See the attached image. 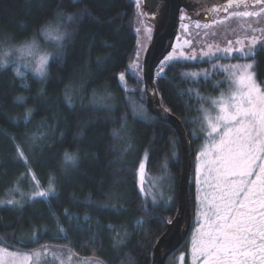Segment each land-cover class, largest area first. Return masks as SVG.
<instances>
[{
	"label": "trees",
	"instance_id": "obj_1",
	"mask_svg": "<svg viewBox=\"0 0 264 264\" xmlns=\"http://www.w3.org/2000/svg\"><path fill=\"white\" fill-rule=\"evenodd\" d=\"M61 10L79 20L67 26L70 35L50 59L46 77L41 80L28 73L21 81L11 67L0 71V200L17 182L31 186L28 166L41 188H47L50 177L55 187V195L47 200H31L29 195L21 205H0V238L23 252L55 245L102 264H151L157 240L176 215L181 154L176 132L149 112L144 84L129 71L137 51L135 1L0 0V45L39 38L43 25L60 23ZM253 60L256 78L264 82V48L257 45ZM209 67L201 61L179 60L155 76L161 105L185 128L190 179L195 146L202 138L192 134L200 104L187 91L211 97L218 90L212 83L203 79L193 83L182 74ZM18 96L24 101H17ZM29 109L30 121L25 122ZM126 131L134 144L123 155L121 136ZM66 151L78 154L75 167L64 164ZM145 153L146 176L168 182L163 200L155 205L140 191L137 170ZM188 204L183 242L166 264H174L185 251L194 228L195 186L190 180ZM58 227L66 230V239ZM33 232L39 243H17L30 241ZM120 239L124 243L117 244Z\"/></svg>",
	"mask_w": 264,
	"mask_h": 264
},
{
	"label": "snow or ice",
	"instance_id": "obj_2",
	"mask_svg": "<svg viewBox=\"0 0 264 264\" xmlns=\"http://www.w3.org/2000/svg\"><path fill=\"white\" fill-rule=\"evenodd\" d=\"M136 2L139 7L140 0ZM204 11L213 13L215 18L211 24L201 25L199 21L195 22L196 29H213L211 32L196 34L203 40L201 47L196 49L192 46V41L186 40L185 44L190 48L188 54L183 51L179 56L169 54L166 61L162 62L163 65L182 58L208 63L210 70L182 75L193 83H199L203 79L220 91L216 98L201 96L194 89L187 91L189 97L194 96L200 104L196 111L202 114L192 121L200 125V133L193 130L192 134L197 139L201 138V134L205 137V144L197 155L195 182L199 193L198 226L191 239V264H264V82H258L255 73L251 71L253 63L231 62L254 58L257 45L264 48V0H222ZM57 16L60 23H46L41 27L39 35L53 46L63 48L70 35L67 26L78 23L79 18L63 10ZM186 18L191 19L185 15L180 17L182 21ZM181 27L187 31L189 25L182 24ZM139 31L137 28V32ZM145 31L151 33L152 29L145 26ZM205 37L212 39H204ZM33 49L36 53L40 52L35 39L26 41L19 47H10L7 52L0 54V71L11 67L14 75L23 81L26 74L20 70L22 65L18 66L19 60L11 57L13 53L31 54ZM50 59L52 57L47 53L38 56L34 72L41 80L47 75ZM138 60L139 53L130 69L140 67ZM163 72L164 67L161 66L157 76ZM220 76L223 79L213 81V77ZM119 79L123 82L125 74L121 73ZM21 86L27 87V84L22 83ZM125 90L127 91L126 86ZM16 99L24 101L23 96ZM30 117L31 109L25 115V122H29ZM17 152L27 166L28 159L19 145ZM78 159L77 153H64L66 166L75 167ZM147 159L145 153L137 170L142 194H147L144 188L148 179ZM28 173L35 188L30 195L31 200H47L55 195L54 178H49L48 186L44 189L30 166ZM159 179L163 180V177ZM148 183L156 187V181L148 180ZM163 198L164 193L161 192L159 199ZM151 202L155 205L159 201L152 195ZM17 204L19 201L14 199L0 201V205ZM142 223L138 221V224ZM58 232L66 239L67 233L63 227H58ZM116 235L119 236V232ZM39 240L40 237L33 232L30 241L19 240L17 243L37 244ZM116 243L122 244L124 240L120 239ZM75 255L68 248L65 258V253L53 252L46 245L31 252H23L12 249L11 245L0 238V264H72ZM178 259L183 264V254Z\"/></svg>",
	"mask_w": 264,
	"mask_h": 264
},
{
	"label": "rangeland",
	"instance_id": "obj_3",
	"mask_svg": "<svg viewBox=\"0 0 264 264\" xmlns=\"http://www.w3.org/2000/svg\"><path fill=\"white\" fill-rule=\"evenodd\" d=\"M134 1H135V6H136V18H135V22H134V27H135V31L137 34V51L135 54V58L131 64L136 62L137 53H139L138 63L140 65V67L135 69V70H132V69H130V66H129V71L136 72L139 76V81H141L143 83L144 63H145L146 56H147L148 50L150 48V45H151L153 38L155 36L156 29L158 28V21L155 17H153L154 14H148L146 12L143 0H140L139 7L137 6L136 0H134ZM197 12L199 14H196ZM139 13H143V15H138ZM181 15H185L186 17H190L191 19L189 20L186 18L185 20L182 21L180 19ZM214 18H215V15L213 13H206L205 11H195V13H193L192 9H190V11H186L185 8H183V6H182V8L180 10V15H179L180 22H179V26H178V33L176 36V40H175L171 50L166 54V56L163 58V60L160 62L157 69L155 70V76H157V73L160 71L161 66L166 67L171 62L179 61V60L180 61H191V60H184L181 58V59H174L173 61L166 62L162 65V62L166 61V57L169 54H174L175 56H179V53L181 51H183L186 54L189 53L190 48H189L188 44H185L186 40L192 41V46L196 49H199L201 47V45L203 44V40L201 39L200 36H197L196 34L198 32L202 33L204 31L211 32L213 29L212 28H209L207 30H205L203 28L196 29L195 28V22L199 21L201 23V25H203L204 23L211 24L212 19H214ZM182 24H188L189 25L187 31L181 27ZM145 26L151 27V29H152L151 33H148L145 31ZM137 28L140 29L139 32H137ZM204 39H212V38L211 37H205ZM35 40L37 41V43L39 45V49H40L39 53H36L35 49H33L31 54H29L28 52L13 53L11 58L19 60L18 66L22 65V67L20 68L21 72L25 73L26 75L28 73H31V74H34L35 76L39 77L34 72L35 65L38 63V56L40 54L47 53V54H50L52 57L57 53L58 48L53 46L52 43L47 42L45 40V38L42 36H40L39 38H35ZM29 41H32V40H29ZM25 42L18 43V44L6 43V45L1 44L0 45V54L7 52L10 47H19L20 45L24 44ZM197 61H199V60H197ZM191 62H195V61H191ZM226 62L227 61H220V63H226ZM231 62L232 63H237V62L253 63V65H254L253 58L246 60V61L232 60ZM210 67L206 68V69L210 70ZM201 71L202 70L196 71V72H201ZM251 71H253L255 73L254 67ZM26 75H25V77H26ZM219 95H220V91L218 90L217 93L212 95L211 97L216 98V97H219ZM201 96H203V95H201ZM206 97H209V96H206ZM205 106H207V105H205ZM200 115H202V114L199 113V116ZM194 130L198 134L200 133V125L198 123H195ZM193 136H195V135H193ZM121 137L125 140L124 141V147H123V155H127L130 153V150L133 147V144H134L133 138L128 131L123 133V135ZM201 138L202 139H201L200 143L198 145L196 144V146H195L193 175H192L191 179L189 178L190 182H193L194 186H195L194 228L192 230V234L190 235V240H189V244H188L187 248L185 249V251L179 253L176 256L174 264H181V262L178 259L181 256V254H183V256H184L183 264H185V262H186V264H191V239H192L195 228L198 226L196 221H197V211H198L197 196L199 195V193L197 191V185L195 182L196 165L198 163V161H197L198 151L205 144V137L203 134H201ZM147 178L148 179L144 183V188L146 189L147 194H143V195L146 198H148L150 201H151L152 195H155L159 200L161 192H163V193L165 192L164 194H166L165 189L168 186V182L164 178H163V180H160L158 177H152L151 175H148ZM28 180L31 183L32 189H31V186L29 187L27 184L25 186L24 182H17V183H15V185H13V187L11 188L10 191H7L6 193L2 194L0 201H6L7 199H14L16 201H19V204L15 205V206L21 205V202L23 201V199L25 197L31 195V193L33 191H35L34 182H32L31 179H28ZM148 180L156 181V187H152L151 184L148 183ZM17 188H18V190H17ZM51 249L53 252L65 253V258H66L67 252L63 251L62 248H59L58 246L52 245ZM49 259H51V258L49 257ZM72 264H102V263L96 259H84L82 257L77 258L74 256L73 260H72Z\"/></svg>",
	"mask_w": 264,
	"mask_h": 264
},
{
	"label": "water",
	"instance_id": "obj_4",
	"mask_svg": "<svg viewBox=\"0 0 264 264\" xmlns=\"http://www.w3.org/2000/svg\"><path fill=\"white\" fill-rule=\"evenodd\" d=\"M220 2L222 0H143L148 14H155L158 6L161 7L162 4H166L165 16L156 29L143 68L146 106L152 115L170 125L176 132L181 154V176L176 215L163 235L157 240L151 264H166L167 258L183 242L182 227L189 214L188 188L190 177V153L187 134L181 121L161 105L155 86V70L171 50L176 40L180 21V8L183 5L195 4L198 6L194 8L195 11H204L205 8L215 6Z\"/></svg>",
	"mask_w": 264,
	"mask_h": 264
},
{
	"label": "flooded vegetation",
	"instance_id": "obj_5",
	"mask_svg": "<svg viewBox=\"0 0 264 264\" xmlns=\"http://www.w3.org/2000/svg\"><path fill=\"white\" fill-rule=\"evenodd\" d=\"M198 7L197 5L193 4V5H183V8H185L186 11H190L189 8H191L193 10V13H195V10L194 8ZM182 8V7H181ZM180 8V10H181ZM165 10H166V4H162L161 7H157L156 8V12L155 14L153 15V17H155L158 21V25L162 22L164 16H165ZM180 22V21H179Z\"/></svg>",
	"mask_w": 264,
	"mask_h": 264
}]
</instances>
